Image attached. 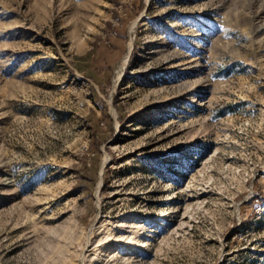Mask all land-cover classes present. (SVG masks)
Segmentation results:
<instances>
[{"label":"rangeland","instance_id":"rangeland-1","mask_svg":"<svg viewBox=\"0 0 264 264\" xmlns=\"http://www.w3.org/2000/svg\"><path fill=\"white\" fill-rule=\"evenodd\" d=\"M0 264H264V0H0Z\"/></svg>","mask_w":264,"mask_h":264},{"label":"bare ground","instance_id":"bare-ground-1","mask_svg":"<svg viewBox=\"0 0 264 264\" xmlns=\"http://www.w3.org/2000/svg\"><path fill=\"white\" fill-rule=\"evenodd\" d=\"M128 59H129V54L124 58V64H127L128 62ZM121 76V75H120ZM107 161V159L105 160ZM103 185V180L100 182V187Z\"/></svg>","mask_w":264,"mask_h":264}]
</instances>
